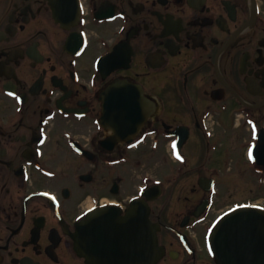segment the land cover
<instances>
[{
  "label": "flooded vegetation",
  "instance_id": "af4514ba",
  "mask_svg": "<svg viewBox=\"0 0 264 264\" xmlns=\"http://www.w3.org/2000/svg\"><path fill=\"white\" fill-rule=\"evenodd\" d=\"M117 82L142 90L130 116ZM244 178L263 190L264 0H0V264H147L133 199L154 264H219L210 231L243 201L216 200Z\"/></svg>",
  "mask_w": 264,
  "mask_h": 264
},
{
  "label": "water",
  "instance_id": "95a60500",
  "mask_svg": "<svg viewBox=\"0 0 264 264\" xmlns=\"http://www.w3.org/2000/svg\"><path fill=\"white\" fill-rule=\"evenodd\" d=\"M114 88L118 99L122 95L135 100L136 104H128L129 112H133L138 107V99L140 104L142 103V92L136 85L117 82ZM114 91L110 87L102 96L104 98L102 118L105 121L111 112L110 97ZM136 207L131 225L137 230L140 225L146 227V239L142 242V249L146 250L147 263L153 264L160 253L155 226L147 218L148 208L147 215L143 214L140 219L138 205ZM139 207L144 206L139 205ZM132 242L133 251H139V244L133 240ZM144 242L145 246H143ZM210 242L220 264H264V211L254 207H241L225 214L213 228ZM134 244L138 247L136 248Z\"/></svg>",
  "mask_w": 264,
  "mask_h": 264
},
{
  "label": "rangeland",
  "instance_id": "374dc122",
  "mask_svg": "<svg viewBox=\"0 0 264 264\" xmlns=\"http://www.w3.org/2000/svg\"><path fill=\"white\" fill-rule=\"evenodd\" d=\"M168 152H169V150L167 148L165 153L168 154ZM223 156L225 157L226 160H229V162H230L229 169H232L230 174H229V177H230L232 175V173L235 171L237 164L240 163L239 162V156H238V153L236 151L227 152V153L223 154ZM150 161H149V163H150ZM248 165H249V163H248ZM150 166H153L152 162L150 163ZM132 171L133 170L131 168V173H132ZM135 171L136 172H133V174H132L133 182H135L134 180L137 179V177H139V174H138L139 173V168L136 167ZM228 171L229 170H225V173H224L225 177H227ZM219 180L222 181L223 179H219ZM187 181L188 180H181V181L178 180L177 183H176V186L182 185V184H184ZM232 181L234 182L233 184H231V183H226V184L233 185L232 192H231L232 193L231 197H232L233 200H230V199L226 200V196H224L223 198H221V196H219L218 199L216 200V203H219V205H222V204L226 203V206H229L233 201H239V200L246 201L247 199H248L247 200L248 203L264 201V188H263V190L260 191V193L258 195H255V194L258 193V191L253 186L251 187V184L253 185V183H254V180L252 178H250V179L249 178H244L243 179L244 184H243V186H241V188L238 186L239 184L236 185L235 179L232 180ZM136 182H138V181H136ZM228 185L224 186V188H225L226 191L227 190L231 191V187L228 186ZM220 189L223 190L222 185H220ZM133 193H135V186L133 187ZM220 207H222V206H217L215 212Z\"/></svg>",
  "mask_w": 264,
  "mask_h": 264
},
{
  "label": "snow or ice",
  "instance_id": "6c2138e0",
  "mask_svg": "<svg viewBox=\"0 0 264 264\" xmlns=\"http://www.w3.org/2000/svg\"><path fill=\"white\" fill-rule=\"evenodd\" d=\"M173 147L175 148V145H173ZM249 154H250V156H251V152H250ZM178 158H179V156H178Z\"/></svg>",
  "mask_w": 264,
  "mask_h": 264
}]
</instances>
